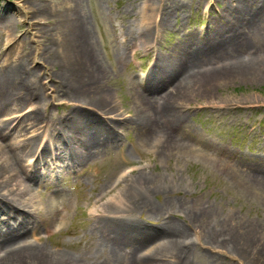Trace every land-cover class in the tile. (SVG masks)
<instances>
[{
  "label": "bare ground",
  "instance_id": "6f19581e",
  "mask_svg": "<svg viewBox=\"0 0 264 264\" xmlns=\"http://www.w3.org/2000/svg\"><path fill=\"white\" fill-rule=\"evenodd\" d=\"M65 1L70 6L60 12L59 16L63 17L52 25L54 32L46 31L47 35L54 34L52 41L38 52L44 61L40 63L41 68L23 55L16 63L0 62V264H155L151 259L161 257L171 264H191L193 247L184 244L186 231L174 225L169 216H163L164 223L151 229L139 226L129 216L137 208L146 206L157 215L162 210L165 214L169 212L162 202L156 205L150 200L152 188L148 183L152 180L143 170L135 173L133 181L116 195L106 197L109 186L100 192L102 196L96 201L103 202L95 205L88 216L93 220L91 230L97 235L95 250L89 255L49 249L41 235L27 238L30 231L46 222L63 220V213L71 207V200L67 201L64 196L65 190L55 188L41 196L39 187L46 185L48 174L50 181L59 186L66 171L77 170L84 159L105 151L113 142L118 143V128L126 123L140 131L143 145L155 147L158 153H195L217 162L218 157L190 142L188 136L195 134V130L188 119V109L175 104V99L187 98L192 87L210 83L214 78L254 73L257 55L248 42L264 22V0H223L221 23L207 22L208 26H203L198 33L173 45L167 55L157 56L146 73L144 85L172 75L176 77L172 88L152 101L132 80L133 113L129 118L121 116L122 110L115 108L109 90L102 83L103 64L89 47L85 50L90 45V32L78 0ZM144 7L140 23L127 29L129 37L152 39L156 25L168 26L172 22V10L176 8L160 5L159 0H152ZM44 14L34 13L37 21L46 18ZM223 50L232 53L218 64L194 62L199 53ZM41 74L46 75V81L41 80ZM40 87H45L44 92ZM47 88H52L49 94L55 99L68 100L70 109L65 114L49 119ZM26 105L30 107L24 110ZM154 130L163 138L155 136ZM253 169L264 181V166ZM205 208L188 209L189 215L203 227L205 242L226 249L236 245L248 261L264 264L262 252L252 247L254 230H249L248 237L236 235L238 243L229 240L225 238L228 230L231 232L227 223H222L220 229L216 225L204 226L201 220L210 213ZM215 223L219 220H214ZM148 241L143 252L135 251ZM130 245L133 248L126 253L124 249Z\"/></svg>",
  "mask_w": 264,
  "mask_h": 264
},
{
  "label": "rangeland",
  "instance_id": "374dc122",
  "mask_svg": "<svg viewBox=\"0 0 264 264\" xmlns=\"http://www.w3.org/2000/svg\"><path fill=\"white\" fill-rule=\"evenodd\" d=\"M150 1L78 0L90 32V45H86L85 50L89 47L103 64L102 83L109 90L115 108L122 110L121 116L125 118L133 113L132 80L144 95L156 101L172 88L176 77L169 75L144 85L154 59L167 55L173 45L198 33L207 22L221 23L224 20L220 16L225 6L223 0H159L160 5L176 7L172 10V22L162 27L157 21L152 39L129 37L127 29L140 23L145 14L144 5ZM69 6L65 0H0V62L11 60L16 63L23 55L41 68L43 57L38 52L54 37V34L47 35L46 31L54 32L52 25L63 17L59 16L60 12ZM36 12L45 13L46 18L37 21ZM261 25L248 42L257 55L254 57L257 60L254 73L214 78L210 83L192 87L187 98L175 99V104L188 109V119L192 121L196 134L188 136L190 142L196 148L210 152L212 157H218L219 162L206 160L195 153H158L155 147L143 145L140 131L126 123L118 128V143L113 142L105 151L84 159L77 170L66 171L59 186L50 181L48 174L46 185L39 187L41 196L61 188L65 190L66 200H71V207L63 213V220L46 222L34 232L30 231L27 238L41 235L49 249L89 255L95 250L97 235L91 230L93 220L88 216L95 205L103 202L96 201L102 196L100 192L109 186L106 197L116 195L133 181L135 173L143 170L152 180L151 184L148 183L152 188L150 200L156 205L162 202L169 212L165 214L162 210L157 215L150 206L139 207L129 214L139 226L157 228L164 223L163 216H169L174 225L186 231L184 244L193 247L190 250L191 264H255L248 261L236 245L226 249L205 242L203 227L189 215L188 209L208 207L209 217H204L201 222L204 226L216 225L219 229L222 223H227L231 232L228 230L225 238L234 242L237 241L236 235L248 237L249 230H254L255 237H250L252 247L264 255V181L253 169L264 166V22ZM231 53L224 50L199 53L194 62L198 65L218 64ZM47 68L45 72H48ZM41 75V80L46 81V75ZM40 89L44 92L45 87ZM50 89L47 88L45 93L50 102L46 107L49 119L70 109L68 100L55 99L49 94ZM28 107L30 105L24 110ZM157 132H154L155 136L163 138ZM120 179L123 180L119 184ZM216 219L219 223L213 224ZM149 241L136 247L135 251L143 252ZM132 248L126 246L124 251L129 253ZM166 259L161 257L151 261L171 264Z\"/></svg>",
  "mask_w": 264,
  "mask_h": 264
}]
</instances>
